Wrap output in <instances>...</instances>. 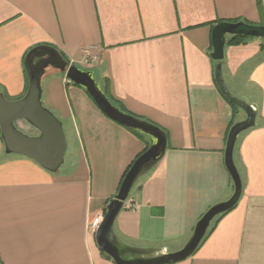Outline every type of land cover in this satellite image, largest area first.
<instances>
[{
	"label": "crops",
	"instance_id": "obj_1",
	"mask_svg": "<svg viewBox=\"0 0 264 264\" xmlns=\"http://www.w3.org/2000/svg\"><path fill=\"white\" fill-rule=\"evenodd\" d=\"M234 21L264 26L259 0H0L6 96L26 92L27 53L51 47L92 72L115 107L167 132L164 158L115 222L126 245L178 252L203 216L233 195L225 150L246 115L234 114L220 91L211 55L214 28ZM223 76L231 94L258 107L257 126L236 151L243 193L193 256L173 264H264L262 40L227 46ZM42 90L44 106L63 124L66 160L50 173L7 155L0 132V264H115L91 224L104 217L150 140L109 119L52 67Z\"/></svg>",
	"mask_w": 264,
	"mask_h": 264
},
{
	"label": "water",
	"instance_id": "obj_2",
	"mask_svg": "<svg viewBox=\"0 0 264 264\" xmlns=\"http://www.w3.org/2000/svg\"><path fill=\"white\" fill-rule=\"evenodd\" d=\"M236 36L264 41V26L242 22L220 23L214 28L212 34L213 53L211 57L215 62L218 87L223 96L246 115L244 121L236 123L231 128L225 150V164L234 185V192L230 199L217 204L203 216L192 237L180 251L169 253L160 248L129 246L120 241L115 232V222L135 185L164 158L168 149L166 134L160 128L130 116L115 107L96 82L92 72H85L71 65L54 48L38 47L28 55L26 71L29 83L28 92L24 98L10 101L3 93H0V132L5 153L31 159L50 173H58L64 166L68 142L63 124L42 102V78L49 67L58 70L72 84L84 89L109 119L150 140L149 149L130 169L118 194L110 200L106 207L105 215L96 232L98 248L115 264H170L189 259L203 242L212 222L218 216L233 210L243 193L242 178L234 159L235 149L241 135L256 128L258 107L231 94L223 76V61L228 37ZM21 121L36 129L39 135L31 137L23 133L17 126V123Z\"/></svg>",
	"mask_w": 264,
	"mask_h": 264
},
{
	"label": "trees",
	"instance_id": "obj_3",
	"mask_svg": "<svg viewBox=\"0 0 264 264\" xmlns=\"http://www.w3.org/2000/svg\"><path fill=\"white\" fill-rule=\"evenodd\" d=\"M259 5H260V7H261V9H264V0H259ZM232 23H240V22H238V21H234V22H232ZM252 40H254V38H250V37H238V36H236V37H228V41H227V45H226V47L228 46V47H230V46H240V45H247L248 43H250ZM262 50L264 51V41L262 40ZM33 50H31L30 52H28L27 53V55H26V57H25V59H27V57H28V55L32 52ZM60 53V52H59ZM61 55H62V57L67 61V62H69V60L67 59V58H65V56L62 54V53H60ZM223 64H224V61H223ZM28 80V79H27ZM28 81H27V89H26V92H25V94L23 95V96H21V97H19V98H9L8 96H6L4 93H3V91H2V89H1V87H0V93H3L4 95H5V97L8 99V100H10V101H17V100H20V99H22V98H24L25 96H26V94H27V92H28ZM105 93H106V95L109 97V92H108V89H107V87H106V89H105ZM109 99V98H108ZM226 99V98H225ZM110 100V99H109ZM227 100V99H226ZM228 101V100H227ZM110 102L115 106V104L113 103V101L112 100H110ZM229 102V101H228ZM230 103V102H229ZM231 104V106H232V108H233V111H234V114H237L238 112H240V111H242L240 108H238L237 106H235V105H233L232 103H230ZM120 110L122 111V112H124V113H126V114H128V115H130V116H133V117H135V118H137V119H139V120H142V121H145V122H148V121H146V120H144V119H142V118H139V117H137V116H134V115H132V114H130V113H128L126 110H124L123 108H121L120 107ZM148 123H150V124H152V125H154V126H156V127H158L157 125H155V124H153V123H151V122H148ZM235 124V123H234ZM234 124H232V126L234 125ZM158 128H160V127H158ZM161 129V128H160ZM162 130V129H161ZM162 131H164V130H162ZM250 131V130H249ZM133 132H135V131H133ZM248 132V131H247ZM246 132V133H247ZM136 134H138L139 136H142V137H145V138H148V137H146V136H144V135H142V134H140V133H138V132H135ZM164 133L166 134V136H167V140H168V134H167V132L166 131H164ZM246 133H244V134H242L241 135V137L243 136V135H245ZM149 139V138H148ZM237 146H238V143H237V145H236V149H235V155H234V159H235V163H236V166H237V168H238V170H239V172H240V175H241V168H240V165H239V163H238V160H237V158H236V151H237ZM149 147H150V145H148V147L146 148V150L133 162V164L129 167V169L127 170V172L125 173V175H124V177H123V180H122V183H123V181H124V179H125V177L127 176V174H128V172L130 171V169L133 167V165L136 163V161L149 149ZM145 177V176H144ZM143 177V178H144ZM143 178H141L138 182H137V184L135 185V187H134V189L133 190H135V189H137V188H139L138 186H139V184H140V182L143 180ZM241 178H242V176H241ZM242 182H243V178H242ZM122 185V184H121ZM244 185V184H243ZM120 188H121V186H120ZM234 188V187H233ZM232 211V210H231ZM231 211H229V212H231ZM229 212H226V213H224V214H222V215H220V216H218L213 222H212V224H211V227H210V229H209V231H208V233H207V235H206V237L204 238V240H203V242L201 243V245L204 243V241L207 239V237L213 232V230L215 229V227L217 226V224L220 222V220L225 216V215H227ZM200 245V246H201ZM104 256L106 257V258H108V259H110L108 256H106L105 254H104ZM111 260V259H110ZM170 264H173V263H170Z\"/></svg>",
	"mask_w": 264,
	"mask_h": 264
},
{
	"label": "rangeland",
	"instance_id": "obj_4",
	"mask_svg": "<svg viewBox=\"0 0 264 264\" xmlns=\"http://www.w3.org/2000/svg\"><path fill=\"white\" fill-rule=\"evenodd\" d=\"M17 126L23 133L27 134L28 136L35 137L39 135L36 129H34L32 126H30L24 121L18 122Z\"/></svg>",
	"mask_w": 264,
	"mask_h": 264
},
{
	"label": "built area",
	"instance_id": "obj_5",
	"mask_svg": "<svg viewBox=\"0 0 264 264\" xmlns=\"http://www.w3.org/2000/svg\"><path fill=\"white\" fill-rule=\"evenodd\" d=\"M131 209H135V207L133 206ZM102 221V218H96L92 224H91V228L94 230V232L96 233L99 226H100V223Z\"/></svg>",
	"mask_w": 264,
	"mask_h": 264
}]
</instances>
